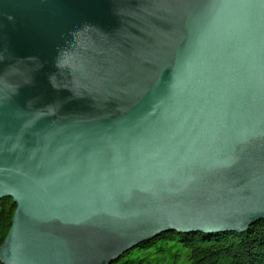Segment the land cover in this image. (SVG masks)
I'll return each instance as SVG.
<instances>
[{"label":"water","instance_id":"obj_1","mask_svg":"<svg viewBox=\"0 0 264 264\" xmlns=\"http://www.w3.org/2000/svg\"><path fill=\"white\" fill-rule=\"evenodd\" d=\"M4 264H113L264 220V0H0Z\"/></svg>","mask_w":264,"mask_h":264},{"label":"trees","instance_id":"obj_2","mask_svg":"<svg viewBox=\"0 0 264 264\" xmlns=\"http://www.w3.org/2000/svg\"><path fill=\"white\" fill-rule=\"evenodd\" d=\"M16 209L12 199H0V247L10 234ZM113 264H264V221L242 234L164 233Z\"/></svg>","mask_w":264,"mask_h":264},{"label":"rangeland","instance_id":"obj_3","mask_svg":"<svg viewBox=\"0 0 264 264\" xmlns=\"http://www.w3.org/2000/svg\"><path fill=\"white\" fill-rule=\"evenodd\" d=\"M264 221V220H262ZM261 222V221H260ZM259 223V222H258ZM257 224V223H256ZM170 233H176V232H170ZM178 234V233H177ZM189 234H192V233H189ZM181 235H186V234H181ZM152 241V240H151ZM149 242V241H148ZM146 243V242H145ZM143 244V243H142Z\"/></svg>","mask_w":264,"mask_h":264},{"label":"bare ground","instance_id":"obj_4","mask_svg":"<svg viewBox=\"0 0 264 264\" xmlns=\"http://www.w3.org/2000/svg\"><path fill=\"white\" fill-rule=\"evenodd\" d=\"M239 234H242V233H239Z\"/></svg>","mask_w":264,"mask_h":264}]
</instances>
